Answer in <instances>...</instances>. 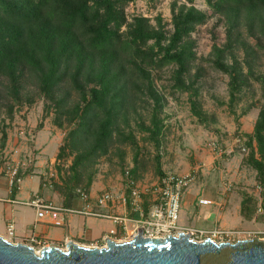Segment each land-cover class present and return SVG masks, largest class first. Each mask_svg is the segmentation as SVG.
I'll return each mask as SVG.
<instances>
[{"label":"rangeland","instance_id":"obj_1","mask_svg":"<svg viewBox=\"0 0 264 264\" xmlns=\"http://www.w3.org/2000/svg\"><path fill=\"white\" fill-rule=\"evenodd\" d=\"M183 7H194L209 16L206 24L191 36L198 60L186 81L194 80L200 73L199 82L182 92L174 86L173 67L154 72V88L163 97V106L156 108L148 95L135 93V99L130 101L114 128L109 154L99 159L85 156L87 159L75 167L78 156L85 150L89 152L92 144L88 142L79 149L69 142L68 135L77 122L69 123L66 115L56 113L57 106L42 92L36 72L28 71L17 89L9 78L0 79V198L8 196L11 178L7 172L13 164H21L22 179L33 174L38 176L42 186L53 192L55 200L65 203L78 200L79 189L91 193L98 185L96 194L106 190L127 193V171L143 186L156 184L169 172L193 173L195 181L188 190H193L197 198L212 199L214 204L210 207L218 213L205 212V209L195 212L187 205L182 206L183 227L242 230L264 240V188L257 180V171L248 164L252 148L246 146L250 135L246 131L255 126L263 106L262 88L254 82L232 102L230 77L214 66L215 48L228 46L229 30L235 25L247 47L240 45L229 50L224 62L232 65L236 58L244 73L248 72L249 62L255 76L264 75V35L260 32L264 13H256L249 20L250 12L246 9L229 11V14L214 13L207 0H136L126 7V16L129 22L134 16L148 17L153 25L161 19L164 28L171 32L173 9L178 12ZM253 48L257 54L248 56L246 51L252 52ZM63 94L68 96L65 90ZM80 101L81 94L72 93L68 108ZM154 114L162 127L159 142L153 141L151 132L146 130H153ZM42 131L41 140L47 144L38 148L36 139ZM238 138L244 139L247 152L236 143ZM213 142L217 150L210 147ZM151 198L144 196L145 208L152 204ZM245 198L246 214H243ZM74 209L80 210V207L75 205ZM98 222L100 229L108 227L106 220L98 219ZM132 225L131 221L127 222L128 228ZM195 239L202 241L205 237Z\"/></svg>","mask_w":264,"mask_h":264},{"label":"trees","instance_id":"obj_2","mask_svg":"<svg viewBox=\"0 0 264 264\" xmlns=\"http://www.w3.org/2000/svg\"><path fill=\"white\" fill-rule=\"evenodd\" d=\"M135 1L0 0V79L9 78L17 89L28 71L37 73L42 92L57 106L56 113L66 115L69 123L77 122L68 135L69 142L79 149L92 144L89 152L78 156L75 167L87 159L85 156L99 159L109 154L114 128L135 93L148 95L156 108L163 106V97L154 88V72L173 67L174 86L182 92L201 78L198 73L194 80L186 81L198 60L191 36L209 16L194 7L178 12L174 8L173 30L168 32L161 19L153 25L150 18L139 15L129 22L126 7ZM207 1L214 13L246 9L249 20L264 13V0ZM235 28L233 25L229 30L228 46L215 48L214 66L229 75L232 102L254 82L261 85L264 100V75L255 76L249 62L246 73L236 58L232 65L224 62L229 50L247 47ZM260 32L264 35V19ZM251 51H246L248 56L257 54L254 48ZM72 93H80L81 101L68 108ZM192 106L196 108V103ZM156 114L153 130H146L159 142L162 127ZM57 123L62 127L60 121ZM247 145L252 148L248 164L257 171V180L264 188V102Z\"/></svg>","mask_w":264,"mask_h":264},{"label":"built area","instance_id":"obj_3","mask_svg":"<svg viewBox=\"0 0 264 264\" xmlns=\"http://www.w3.org/2000/svg\"><path fill=\"white\" fill-rule=\"evenodd\" d=\"M236 143L242 146V151L247 152L244 147V139L238 138ZM210 147L214 150L218 149L215 142L210 144ZM29 162L33 161L31 156ZM26 164H23L25 166ZM21 164H13L9 167L7 174L11 178V187L20 188L23 179L20 173ZM126 189L130 193H120L118 191L106 190L101 192L95 199V205L100 211H95L91 205V194L85 190H78V196L80 201L85 204V207L80 210L61 208L54 202L45 200L41 196H36L27 204L34 207L39 212V217H44L47 213L50 214L53 224L58 227H64L66 222L60 218L61 213L67 214H81L87 216H95L98 218H107L114 221L117 227L110 230L108 234L103 236L99 242L93 247H105L106 239L110 238L115 240L119 235V227H121L126 242L132 240L138 235L140 228L144 227V238H158L166 239L170 236L178 237L180 233L190 234V238L196 242H204L206 240H212L213 242L220 243H236L241 240H252L259 238L257 235H252L251 232L242 230H229L223 228H215L214 230H192L182 226L181 214H182V200L186 190L195 181V175L188 173L185 175H179L174 172L166 173L156 184L154 185H140L137 180L131 175V171L126 172ZM144 196H151V205L149 208L144 206ZM122 203L126 207L128 206L131 215L138 216L129 219L128 217L112 216L105 214L101 211L109 208L112 205ZM199 204L202 206H212L214 202L209 199H200ZM133 223L131 228H128L127 222ZM9 235L14 238L15 230L13 224L8 226ZM195 237H205L204 240L198 241ZM260 239V238H259ZM10 241V240H8ZM15 243L13 241H10ZM30 243H26L33 247L37 252L38 249L32 245L37 243L34 237L30 238ZM41 250V249H39Z\"/></svg>","mask_w":264,"mask_h":264},{"label":"water","instance_id":"obj_4","mask_svg":"<svg viewBox=\"0 0 264 264\" xmlns=\"http://www.w3.org/2000/svg\"><path fill=\"white\" fill-rule=\"evenodd\" d=\"M144 227L126 242L106 239L105 247L69 241L65 249L12 243L0 236V264H264V240L236 243L196 242L190 234L166 239L144 238Z\"/></svg>","mask_w":264,"mask_h":264},{"label":"crops","instance_id":"obj_5","mask_svg":"<svg viewBox=\"0 0 264 264\" xmlns=\"http://www.w3.org/2000/svg\"><path fill=\"white\" fill-rule=\"evenodd\" d=\"M253 131L254 127L247 130L246 133L252 135ZM41 135L43 136V131L38 133L39 138L36 139V145L38 148L45 147L47 144L46 141L41 140ZM36 177L38 176L33 174L23 178L20 188H8V196L0 198V236L6 240L15 243L31 244L30 238L34 237L37 243L32 245L37 249H42L43 247L50 245L65 249L69 241H74L83 246L93 247L103 236L108 234V231L117 227L111 219L81 214L61 213L60 218L66 222L64 227L55 226L48 213L44 217H39L38 210L27 204L36 196H41L45 200L52 201L61 208L74 209V206L77 205L80 209H83L85 204L80 201V199L69 203H65L60 199L55 200L53 192L50 189L44 188L40 178L38 177L36 180ZM98 187L95 188V191L93 190L90 193L91 205L95 211H100L95 205V199L99 195L96 194V189H98ZM47 191L49 192V195L46 194ZM192 191L193 190L189 189L185 194L186 196L184 195L182 200L183 206L187 205V208L190 210L193 209L195 212L198 211V209H205V212L218 213V210L210 206H201L199 202L196 204V200L212 199L205 197L197 198L198 195L193 196ZM127 207L122 203H118V205H112L101 212L112 216L128 217L131 213ZM98 219L101 221H103V219L106 220L108 227L100 229ZM10 224H13L14 226V238H12L8 232V226ZM99 230H101V233H99ZM114 239L117 241H124L127 239L121 227H119V235Z\"/></svg>","mask_w":264,"mask_h":264}]
</instances>
